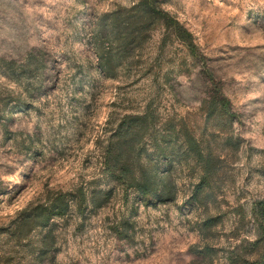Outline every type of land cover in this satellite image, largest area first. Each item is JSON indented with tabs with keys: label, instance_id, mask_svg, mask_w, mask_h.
I'll use <instances>...</instances> for the list:
<instances>
[{
	"label": "rangeland",
	"instance_id": "374dc122",
	"mask_svg": "<svg viewBox=\"0 0 264 264\" xmlns=\"http://www.w3.org/2000/svg\"><path fill=\"white\" fill-rule=\"evenodd\" d=\"M133 1L0 0V264H230L235 251L255 257L251 209L264 198V0H158L192 32L195 54L159 26L107 77L94 22ZM215 88L233 113L217 125L200 109ZM148 108L158 125L184 119L198 137L225 144L212 196L191 198L196 174L176 159L178 194L167 203L145 206L106 175L107 137L125 114ZM151 152L147 145L144 153ZM81 186L112 194L82 214L68 195V212L48 228L10 237L25 209ZM209 215L218 218L205 229ZM45 235L53 238L49 251ZM205 244L210 254L193 253Z\"/></svg>",
	"mask_w": 264,
	"mask_h": 264
},
{
	"label": "trees",
	"instance_id": "16d2710c",
	"mask_svg": "<svg viewBox=\"0 0 264 264\" xmlns=\"http://www.w3.org/2000/svg\"><path fill=\"white\" fill-rule=\"evenodd\" d=\"M159 26L165 27L169 35L182 41L195 54L196 44L192 32L161 8L158 0H135L129 6L118 5L98 16L94 22L93 40L97 45L99 66L107 77L117 76L118 68L132 59V53ZM208 76L212 84H216L213 74L208 73ZM200 109L213 125L233 117L230 100L219 88L210 89ZM195 132L184 119L174 117L158 125L154 112L149 108L143 113L125 114L106 139L102 155L103 170L111 179L124 184L126 191L134 189L143 205H157L177 198L178 188L172 170L176 159L196 174L190 196L202 202L204 194L206 198L212 196L218 187L225 161L222 156L225 144L203 135L198 137ZM147 145L152 148L151 153H144ZM111 194V191L101 189L88 191L83 186L72 193L57 192L48 202L38 203L30 210L25 209L9 235L21 241L35 228H48L54 217L68 212V195L77 198L82 214L88 205H104ZM251 212L258 231L254 242L255 257H244L235 251L230 257V264H264V198L253 203ZM217 218L216 215L207 216L204 228H211ZM52 245V236L45 235L43 250L49 251ZM209 248L205 244L203 251L197 248L192 250L194 254L206 256L210 254Z\"/></svg>",
	"mask_w": 264,
	"mask_h": 264
}]
</instances>
